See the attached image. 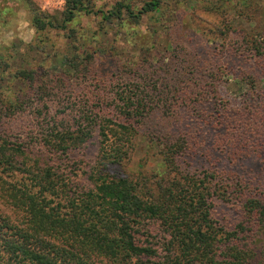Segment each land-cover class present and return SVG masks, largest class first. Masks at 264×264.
<instances>
[{
	"label": "trees",
	"instance_id": "obj_1",
	"mask_svg": "<svg viewBox=\"0 0 264 264\" xmlns=\"http://www.w3.org/2000/svg\"><path fill=\"white\" fill-rule=\"evenodd\" d=\"M25 1L37 31L65 28L80 12L100 15L101 25L137 24L161 4L116 0L103 11L93 0H66L56 17ZM242 6L253 8L250 21L264 25L263 14L255 16L260 4ZM229 26L222 20L214 29ZM234 30L244 47L238 42L221 57L232 71L264 78V32ZM82 53L95 55L77 51L73 76L41 65L16 69L12 78L25 87L12 97L0 94V264H264V91L230 101L181 67L177 90L159 98L148 94L147 77L138 81V70L127 73L113 54L100 55L90 70ZM196 69V77L205 75L203 64ZM115 70L128 76L109 96L103 88ZM92 73L97 91L86 84L66 106L62 90L51 93L54 86L42 79L75 87ZM95 133L92 186L79 190L54 159ZM140 133L158 142L165 174L128 170Z\"/></svg>",
	"mask_w": 264,
	"mask_h": 264
},
{
	"label": "rangeland",
	"instance_id": "obj_2",
	"mask_svg": "<svg viewBox=\"0 0 264 264\" xmlns=\"http://www.w3.org/2000/svg\"><path fill=\"white\" fill-rule=\"evenodd\" d=\"M65 1L32 0L38 11L53 16L64 10ZM115 1L92 2L95 9L106 11ZM142 1L132 0L137 6ZM243 1L161 0L159 10L144 14L137 24L121 25L114 20L101 25L100 15L80 12L65 28L37 31L31 23L25 0H0V94L12 97L25 87L22 82L12 78V72L16 69H37L41 65L55 75L73 76L76 74L73 57L77 51L92 50L95 51L92 59L85 58V53L80 54L82 65L96 70L103 61V54H113L119 67L128 68L127 73L132 71L129 68L138 70V81L141 82L140 77H147L148 94L155 97L174 94L178 82H182L179 72L184 67L191 71L189 75L192 77L193 74L194 81L205 78L213 91L216 90L221 96L230 101L242 100L246 93L264 91V78L239 69L232 71L227 59L221 57L227 53H224L227 48L237 47L238 42L244 47V42L234 29H245L248 34L264 32V25L257 27L254 21L248 19L246 12L250 13L253 8L245 9ZM255 1L261 5L255 16L263 14L264 17V0ZM222 20L230 25L224 33L214 29V24ZM200 64H203L205 75L196 77L199 71L196 67L199 68ZM97 75L92 73L75 87L70 84L64 87L58 78L50 82L49 77L43 75L42 79L55 87L51 93L62 90L61 104L66 106L72 102L75 94L80 97L84 94L82 88L85 89L86 84H91L96 92ZM112 76L113 84L103 88L109 96L114 93L117 82H122V77L128 75L115 70ZM32 109L35 107L26 108L25 113L29 114ZM158 149L157 141L140 133L135 138L128 170L138 175L153 172L165 174ZM97 153L98 139L95 133L81 147L56 157L54 166L78 184L79 190L88 189L92 184L87 175L96 161Z\"/></svg>",
	"mask_w": 264,
	"mask_h": 264
}]
</instances>
